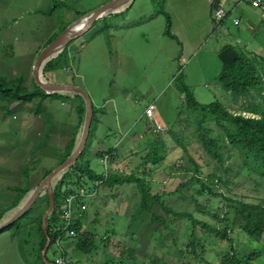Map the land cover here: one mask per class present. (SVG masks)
I'll use <instances>...</instances> for the list:
<instances>
[{"label":"rangeland","instance_id":"obj_1","mask_svg":"<svg viewBox=\"0 0 264 264\" xmlns=\"http://www.w3.org/2000/svg\"><path fill=\"white\" fill-rule=\"evenodd\" d=\"M109 1L0 0V77L9 81L21 77L23 86L32 89V70L41 50L68 25ZM260 2L132 0L69 41L66 66L53 71L43 68L44 80L81 87L96 107L94 136L85 152L95 172H146L143 178L149 182L150 194L160 195L155 205L141 211L135 183L109 187L86 181L65 195L60 222L65 238L58 237L53 245L49 240L43 255L45 241L41 249L45 264H132L126 259L131 251L141 254L144 264H220L226 252L234 251L243 259L252 249L260 251L251 263L264 264V232L255 239L239 225L231 227L230 222L236 220L235 203L214 196L196 179L225 197L264 207V178L250 169L247 160L249 166L243 164L241 152L226 141L223 127L214 118L187 108L183 88L199 103H220L232 113L255 117L264 110V90L262 95L255 90L236 95L223 87L219 74L224 63L218 58L228 46L237 54L257 56L264 76V0ZM220 11L225 15L216 20L214 13ZM59 94L66 97L0 98V213H4L0 223L33 190L6 209L15 195L13 188L35 187L45 170L61 163L64 147L76 130L75 145L78 141L83 123L78 125L75 108L81 99L75 93ZM40 100L41 108L35 112ZM149 104L152 117L145 112ZM155 125L164 130L154 131ZM200 131L219 141L222 162L207 152ZM110 148L112 155H97ZM146 160L150 162L144 164ZM65 171L52 180V192ZM45 193L46 189L39 197ZM48 206L43 197L33 213L43 217ZM68 211L73 230L80 221L78 235L64 228ZM156 217L163 223L155 222ZM193 220L227 230L228 238L221 239L200 224L192 226ZM26 223L19 231L26 229ZM13 224L0 231V264H27L19 240L11 236ZM191 230L196 237L193 247ZM23 232L27 238L29 230ZM38 240L32 237L22 245L30 262L40 247Z\"/></svg>","mask_w":264,"mask_h":264},{"label":"trees","instance_id":"obj_2","mask_svg":"<svg viewBox=\"0 0 264 264\" xmlns=\"http://www.w3.org/2000/svg\"><path fill=\"white\" fill-rule=\"evenodd\" d=\"M46 13L51 14L52 8L49 9ZM166 16H168L167 13ZM168 34L172 36L170 32H168ZM53 38L54 37H52L51 39ZM66 51L67 50L65 47L64 50L60 54H58V56L47 62L44 66V71H53L57 68L66 66L68 63V52ZM258 59L259 57L257 56L250 58L247 57L244 53L238 52L237 58L234 62L222 65V70L219 74V81L221 82L223 87L230 90L236 95L247 94L251 90H255L257 93H260V95H262L261 91L264 90V76L259 71V67H257ZM32 84L33 88L30 89L23 86V80L21 79V77H18L15 80L11 81L7 80L4 77H0V98H7L11 101L20 98L22 101H30L35 97H39L40 99L46 97H66L62 96L59 93L46 94L34 83L33 80ZM183 88L185 90L187 108L192 109L197 114H201L202 117L207 118L208 116H210L214 118L216 122L223 127L226 141L229 142L231 146L238 148V150L241 152L243 164L249 166L246 162L247 160L251 164L250 167L252 168L250 169L252 171H256L262 178H264V110L256 112L258 116L255 117L245 116L241 113H232L220 103H199L185 86ZM75 96L81 99V102L77 104L75 108L79 117L78 125H81L84 119L85 104L80 94H75ZM41 104L42 100H40L39 103L35 106V112L40 110ZM95 115L96 107H94L93 105V115L90 125V131L84 150L79 155L77 160L67 168L65 173L61 176L59 182L53 188L54 208L46 220V230L47 236L50 240V245H53L58 237L65 238V232L60 228L62 213L61 206L63 204L65 195L70 192H74L78 186L80 187L86 181H100L109 187L135 183L140 196L139 209L141 211H147L152 205H155L158 201V197L160 196L150 194L149 182L145 180V178H143L144 173L146 172H143L142 175H134L132 173L129 175H124L116 174L115 172L105 174L95 172V170L89 165V162L85 160V152L87 150V143L91 139H93L94 136V127L96 123ZM199 127L201 128V126ZM76 134L77 130L73 132L72 136H70L69 141L66 143L64 147V155L60 159L61 162L64 161L66 157L72 152L75 146ZM199 138L210 156L214 159H217L218 162H222V157L217 152V147L220 144L219 141L213 137L208 136V134L203 131H200ZM112 151L113 149L110 148L107 151L99 152L97 155L110 156L112 155ZM152 161L155 162L154 158H152ZM149 162L150 160H146L144 164ZM51 169L52 168H49L43 172L37 184L50 172ZM197 171L198 170H196V172ZM196 179L201 182L202 188L208 189L214 196H222L228 203H235V206L233 208V215L236 216V220L230 222L231 227L235 226L236 224L239 225V228L247 233L250 238L259 239L262 236L264 232L263 206H261L260 204H254L252 202L248 203L241 200H234L229 196L225 197L221 192L217 193L212 190V188L205 182H203L200 178ZM32 188L34 187L28 184L24 186L14 187L13 190L15 191V195L10 206L6 209L15 207L24 197V195ZM43 197L45 198L47 207L49 204V197L48 194L45 193L44 196L39 197L35 204L13 224L14 230L11 233V236L17 237V239L19 240V250L25 257V261L27 262V264H45L41 258V249L45 241L47 240V237L42 229V214L36 215L33 213L35 205L42 201ZM6 209L4 211H6ZM3 214V212L0 213V220ZM183 216L188 217L189 219L192 218V215L190 214H183ZM228 220L230 221L231 218H228ZM23 221H27L26 225L24 226L27 230H29V232L27 233V238H23V231L26 229L19 231L21 226H23ZM154 221L163 223V220L157 217ZM197 224H200L204 228L208 227L204 223H198L195 220L192 221V226H195ZM73 228L76 232V235H78L81 231L80 221H76L73 225ZM208 230L218 235L221 239L228 238L227 230L221 231L215 227H208ZM191 232L193 234V240L190 241L189 244L193 247L196 244V237H194L193 230H191ZM32 237H36V239H39L38 241L40 243V247L35 249V251L33 252L35 257L33 258L32 262H30L25 256L22 245L23 243H26L27 240H30V238L32 239ZM136 238L137 236H134V239ZM79 241L81 242V239ZM259 251L260 250L257 251V249H252L250 251V254L246 255L243 259H241V257H239L234 251L231 253L226 252L222 256L220 264H252V258L256 256ZM140 257H142L141 254L137 255L135 251H131L128 252L126 259L132 261V264H144V260L140 259ZM121 263L122 261L120 262V264Z\"/></svg>","mask_w":264,"mask_h":264},{"label":"water","instance_id":"obj_3","mask_svg":"<svg viewBox=\"0 0 264 264\" xmlns=\"http://www.w3.org/2000/svg\"><path fill=\"white\" fill-rule=\"evenodd\" d=\"M131 1L132 0H110L107 3L100 5L99 7L95 8L94 10H92L91 12H89L80 19V21L84 19V23L79 28L75 30L72 29L74 24L79 21H76L71 25H68L52 42H50L47 46H45L39 53L32 70V77L35 84L48 94L56 93V92L59 93L68 92V93L80 94L83 97L85 103V112H84L82 130L72 152L66 157L64 161H62L56 167L52 168L50 172L39 182V184L36 185L33 188V190L29 192L28 197L19 206L17 211L12 216H10L4 222L0 223V231H2L9 224L14 223L20 217H22L26 213V211L32 206L35 200L41 195V192L44 189H46L49 197V206L42 217V229L44 233H46L47 235L46 220L54 207V198L51 188V182L56 176L63 173L68 168V166H70L76 161L78 156L83 151L87 138L89 136L90 125L93 115V103L89 95L86 93L85 90H83L81 87L75 84H70V83L56 84L44 80L41 77V74L46 62L50 59L52 53L55 50L60 48L58 52H61L69 41H71L73 38L85 32L94 23L95 20H98L110 13L118 12L120 8L124 9ZM218 58L224 64L232 63L237 58V52L233 47L228 46L219 52ZM47 245H49L48 238L44 246L45 247L44 251H42L43 255L48 247Z\"/></svg>","mask_w":264,"mask_h":264},{"label":"built area","instance_id":"obj_4","mask_svg":"<svg viewBox=\"0 0 264 264\" xmlns=\"http://www.w3.org/2000/svg\"><path fill=\"white\" fill-rule=\"evenodd\" d=\"M253 1H254V4H259V3H261L260 0H253ZM224 15H225L224 11H222V13H221V11H220V13L217 14V15L214 13V17H215L216 20H221V19H223ZM235 21H238V19H234V22H235ZM235 23H236V22H235ZM146 107H147L146 110H145L146 114H147L148 116L152 117L153 105H152V104H149V105L146 106ZM153 130L156 131V132H159V131H163L164 128H163L162 126H160V125H155V126L153 127ZM76 206H78V201H77V200H76ZM69 207H70V200H69ZM78 207H79V206H78ZM83 207H84V206H83ZM68 212L70 213V216L65 218V221H64V228L68 231L69 234H73V233H74V230H73V229L71 228V226H70L71 212H70V211H68Z\"/></svg>","mask_w":264,"mask_h":264},{"label":"bare ground","instance_id":"obj_5","mask_svg":"<svg viewBox=\"0 0 264 264\" xmlns=\"http://www.w3.org/2000/svg\"><path fill=\"white\" fill-rule=\"evenodd\" d=\"M83 23H84V20L79 21L77 24H75V25L72 27V29L75 30V29L79 28ZM59 50H60V48H58L57 50H55V51L52 53V55L55 54V53H57Z\"/></svg>","mask_w":264,"mask_h":264},{"label":"crops","instance_id":"obj_6","mask_svg":"<svg viewBox=\"0 0 264 264\" xmlns=\"http://www.w3.org/2000/svg\"><path fill=\"white\" fill-rule=\"evenodd\" d=\"M216 6H219V5L216 4ZM263 15H264V10H262V16H263ZM233 18H238V17L235 16V17H233ZM238 19H240V18H238Z\"/></svg>","mask_w":264,"mask_h":264}]
</instances>
